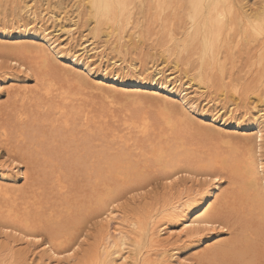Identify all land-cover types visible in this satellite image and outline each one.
I'll use <instances>...</instances> for the list:
<instances>
[{
    "label": "bare ground",
    "instance_id": "bare-ground-1",
    "mask_svg": "<svg viewBox=\"0 0 264 264\" xmlns=\"http://www.w3.org/2000/svg\"><path fill=\"white\" fill-rule=\"evenodd\" d=\"M34 1L38 5L33 6L27 0H0V6L15 2L29 16L28 21H23L18 16L15 19L3 15L0 40L16 35L14 38L28 37L36 42L31 47L21 44L11 48V53L5 46L1 48L8 65L0 62V69L13 66L17 74L0 76V90L8 86V95L12 98V105L4 113L0 112V149L15 156L17 160L12 167L17 164L19 177L28 176L27 168L35 170L34 176L41 179L50 174L51 186L57 187L58 195L54 201L47 198L43 203L41 195L45 190H40L44 187H28L27 199L18 207L13 197L20 189L7 181H14L3 170L10 166L1 164L0 202L11 201V204L2 210L4 224L0 222V232L11 238L3 241L2 248L7 254H0V264L21 262L19 257L27 254V249L17 252L12 245L25 240L35 244L44 239V232L49 234L43 240L46 253L43 256L50 263L171 264L179 257L176 247L169 246L172 244L169 237L164 238L165 234L180 231L185 223L202 217L203 222L213 223L215 230L225 224L240 231L241 238L236 236L235 243L243 254L242 264H264V253L255 252L256 238L252 240L253 234L258 239L264 237V128L258 122L242 124L233 110L223 111L220 116L208 102L200 105L197 101L200 92H208L209 98L221 90L230 99L238 94L240 97L235 98L240 103L253 100L254 107L264 112V0H75L79 10L74 14L76 20L71 18L69 9L59 11L55 5L45 7L39 0ZM83 16L94 24H88L86 29L95 41L87 37L80 44H62L61 36L65 37L60 33L65 31L66 38L74 39V30L81 32L79 23ZM68 18L71 25L62 26L63 21L69 22ZM43 22L61 27L59 31L49 30ZM132 44H147L151 51L158 48L144 53V58L153 57L159 51L164 62H174L182 73L191 76L190 80H195L200 91L197 96L183 87L179 77H162L163 69H159L158 76H153L127 64L125 58ZM108 48L112 51H107ZM110 52L124 55L123 64L117 63L121 69L108 71L107 65L98 68L89 57L92 53L110 61ZM52 58L65 67L66 74L54 73ZM135 59L139 62V58H131ZM124 63L127 65L123 66ZM107 64L116 66V62ZM68 71L78 73L79 77L71 76ZM30 72L36 76L33 86L28 80ZM18 73L25 75L21 78ZM83 77L94 84L92 94L97 91L102 100L87 102L80 92L72 91L69 81L78 78L83 85L87 81ZM112 90L134 94L145 103L152 102L151 97L162 98L157 100L161 103L157 110L161 130L156 131L157 124L151 119L149 108L138 111L139 103L135 100L131 106L132 119L115 114L114 100L110 101L108 93ZM107 99L109 108L103 105ZM191 117L194 120L198 117L204 128L201 134L210 140L203 136L205 142L192 138L193 129L187 131L183 125ZM252 129L258 137L257 150L245 142L228 148L230 151L226 153L221 151L224 141L218 145L217 132L228 135L239 132L246 136ZM64 157H76V162L85 169V173L79 172L82 180L76 191L67 184L68 175L63 172L61 159ZM190 161L194 167L202 166L200 189L182 187L179 194L169 191L159 208L141 210L145 215L138 213L131 223L120 206L113 207L118 205L115 194L127 185L144 183V176L158 173L157 169L167 181L174 182L178 173L188 172L182 167ZM40 167L48 168L42 172ZM225 175L229 182L223 189ZM34 180L31 181L36 183ZM73 210L82 212L78 215L81 218L91 214L100 215L104 220L106 234L100 244H95L87 261L82 259L83 243V247L81 243L72 244L75 239L71 242L67 236L70 232L64 234L66 225L62 222ZM45 220L52 227H45ZM133 231L138 236H132ZM203 231L206 230H198L199 234ZM199 234L185 233L190 237ZM176 235L179 234L176 232ZM228 243L208 247L201 256L211 264H223L218 259L228 252ZM78 247L82 252H76ZM215 247L221 250L214 252ZM69 252L71 256L67 255ZM182 261L178 259L179 263L175 264H183ZM229 261L225 264H236Z\"/></svg>",
    "mask_w": 264,
    "mask_h": 264
},
{
    "label": "rangeland",
    "instance_id": "rangeland-1",
    "mask_svg": "<svg viewBox=\"0 0 264 264\" xmlns=\"http://www.w3.org/2000/svg\"><path fill=\"white\" fill-rule=\"evenodd\" d=\"M39 1H40V4L42 6L44 4H46L45 7L55 5L54 6L55 10L60 11L63 8L69 9L71 18H73V20L77 19V18H75L74 14H78L79 10H76L75 0H62L61 3H59V0H39ZM27 2L29 3V2H31V0H27ZM46 2H48V3H46ZM31 4L33 6L38 5V3L34 0L31 2ZM18 5L19 4H17V6ZM78 5L80 6V3ZM23 12H24V10L23 11L20 10L19 6L16 7L15 2H12L10 5L4 3L3 5L0 6V17H1L0 18L1 19L0 20V26L4 22V20H3L4 17H2V16L5 14H7L9 16H14L15 19H16V16H18L23 21H28L27 20L29 17L28 13L27 12L23 13ZM17 14H21V16H19ZM63 15H64V12H63ZM85 18H86V16H83L81 19V22L79 23V25L81 27L79 29H81V32H78L77 29L74 30V33H76L74 39L70 40V39L66 38V36L64 35L65 31H62L60 33V34H63V36L65 37V38H63L60 35L61 36L60 40H61L62 44L64 43L66 45H69L68 42H71L72 44L75 42H78L80 44V42H82L83 39H85L87 37L91 38L90 40L95 41L94 38L90 37V34L87 32V29H86L87 28L86 26L88 24L89 25H94V24ZM5 20L8 21V19H5ZM67 20H69V22L63 21L62 26H63V24H65L64 26H66V27H69L71 25L70 18H68ZM43 24L46 27H48L49 30H52V29L57 30L59 27H61L60 24H57V23L53 24L52 22H50V23L43 22ZM57 31H59V30H57ZM83 34H85V35H83ZM15 36L16 35H14L13 38L8 37L6 39L0 40V51H1V48L4 49L6 47L5 50L8 53H11V48L15 49L16 46H22V45L25 46L26 45L27 47H29V46L31 47V45L33 46L34 44H36V42H32V40H28L31 38H28V37L14 38ZM104 36L105 35H103V38H104ZM79 44H78V47H79ZM78 47H76V49H78ZM131 47L132 48H130V51H128V54L125 58V61L127 59V61H126L127 64H130L132 67L136 66L139 71L149 72L153 76L154 75L158 76L160 74L159 69H163L164 72H163L162 77H165L167 79L170 76L179 77L184 82L183 87L188 89L191 92V95H193L194 97L197 96L198 92H200L198 90L199 89L198 84L195 83V80L194 81L190 80L191 76H188V75H185L184 73H182L180 71V69H178L177 66H175L174 62L173 63L170 61L164 62L165 60L163 59L162 56H160L159 51H157L153 57H147L148 59L144 58V56H145L144 53L148 54L150 52H155L156 50H158V48L154 49V51H151V49L148 47L147 44H142V46L141 45L138 46V44H132ZM107 51H112V50L110 48H108ZM33 54H36V52L34 51ZM0 56L2 57V59H0V62H5L8 65V63L6 62V60L8 58L6 56L5 57L3 56L2 51H1ZM108 56L110 58V61H108V60L106 61L105 59L101 60L98 58L99 56H95L92 53L89 54L90 60L92 57L93 62L95 63V66L98 68H100V67L103 68V66L107 65L108 71H111V70L117 69V68L121 69V67H119L117 65V63H121V65L123 64V58L122 57L124 55H120V54L115 53V52H110V54ZM131 58H139V62H137L138 59L131 60ZM144 60H146L147 63L141 64V61L144 62ZM52 61H53L52 65H53L54 73H56V75L66 74L64 66H61L53 58H52ZM107 62H116V66L114 65V67L112 68L108 65L109 63L107 64ZM126 63H124L123 66H126L127 65ZM10 68H11V70H10ZM13 68H14L13 66H8L7 70L4 69L5 71L0 69V76H4L5 74L8 75L9 73L17 74L16 69H13ZM235 68L238 70L240 69V67H235ZM6 71H7V73H6ZM68 73H72L70 75L71 76L73 75V77H77V75L79 77L78 73H75L72 71H70V72L68 71ZM18 75L22 78L25 74L23 75L21 73H18ZM28 75H29L28 76L29 84L33 86L35 83V80H36V76H33L32 72H30ZM83 79H86V78L83 77ZM86 80L87 81L85 82V84L81 85L79 83L78 78L76 81L71 79L69 81V83L71 85L70 87H71L72 91L74 93L80 92V94L83 96L84 99L87 100V102H95V101L99 102V100H102V99H100L99 95L96 93L97 91H94L95 93L92 94V92H93L92 85H94V84L89 79H86ZM9 84H10V82H9ZM7 87H4L0 90V103H2V108H1L0 112H3L9 105H12V98H10L8 95V88ZM214 88H218V87L215 86ZM89 91H91V94H89ZM108 93H109L110 97L112 98V99L110 98V101L114 100L115 108L113 107L112 109L114 110V113L117 114L119 117H127V118L132 117L131 106H132V101L135 100V101H137V103H139L138 104V106H139L138 111L141 112L142 109H146V108L148 109L149 108L148 110H150L149 112L151 113L150 117H152L151 119L154 122H156V124H157L155 126L156 131L161 130L160 124H159V122H157L158 120H160V117L158 116L159 114H157V110L160 109L161 103L159 104V102H157V100L158 101L162 100V98L151 97L152 102H148V103L146 102L145 103V101H143V99L138 98L134 94H125L124 92L114 91V90L108 91ZM200 94H201L200 96L198 95L199 96L198 100H197V101H199L198 103L200 105H203L204 102H208V104L211 107H213L215 112L220 114V116H221L223 111H226L229 113L230 111L233 110V112L236 113L240 117L239 121L242 124L248 125V124H254L255 122H258L264 128V116H263L264 112L261 113L257 108L254 107L253 100H247V103H240L237 100V98H235V97H238V98L240 97V96H238V94H236L233 97V99H230L229 97L227 98L221 92V90H219V93H217V94L215 92L209 98H208V92L207 93H203V92L201 93L200 92ZM157 98H160V99H157ZM108 100L109 99H107V101H104L105 103H103V105H106L107 108H109V105H111L108 102ZM153 102L155 103V105ZM140 103H143V104L140 105ZM95 105L97 106V103ZM99 105H101V103H99ZM148 106H151V107H148ZM225 115H226V113H225ZM0 116H1V114H0ZM197 118H196V120L198 122L196 120H194L192 117L190 118V122L188 120H186L183 124L185 126V129L187 131L189 129H190V131H191V129H193L190 133H191L192 138L198 137L197 139H195V141H197V140L198 141H204V138H202V136L205 137V139L210 140V137L207 138V135L201 134V132L204 131V128H203V125H201L199 123L200 121ZM252 122H254V123H252ZM164 130L168 131L167 128H165V127H164ZM79 135L82 137L83 132H80ZM256 135L257 134H256V131L254 129H252V131H248L246 136H244L243 133H239V132H231V134L228 135V134H225L224 132L220 131V132L216 133V140L218 142V145H220L221 142L224 141V143L222 144L223 146H221V151H223L225 153L230 151V149H233L231 147H233L234 145H237L239 143L244 144L245 142L247 145H249V147L252 150L254 148L257 150V147H255V146H256L258 137ZM111 138H112V136H110V139ZM228 143H230V145ZM225 145H228V146H225ZM228 148H230V149H228ZM263 152H264V150H263ZM14 157L15 156H13V154L7 152L5 149H3V148L0 149V168H1L2 163H5L6 166H10V168H6L3 170H4V172H6V175L9 176L10 179L14 178V181L13 182L10 180H7V181L10 182L11 185L15 186L16 189H20V190H17L18 192H15L16 194L18 193L17 196L13 197V198H16L15 202L18 203L17 206L18 207L22 206L23 202L26 201V199H27V193L26 192H27L28 187L31 189H35L37 187L40 189L41 187H44L40 190V191H42L43 189L45 190V194L41 195V199H42L43 203L47 198L51 199V201H54L53 198H55V195H58V194H57V187L55 185H53V187L51 186L52 176L49 174V176H51L49 178V176L47 174H45V178L41 179L39 176H34V174L36 173L35 170H33L31 168H27L26 166H24L25 169L27 168L26 172H28V176L30 174L31 178H28V176L26 178H23L22 176L19 177V173L17 172V168H15L17 166V164H15L14 168L12 167L14 162L17 160V159H14ZM64 158L65 159H63V158H61V159H62V161H64L63 165H62V166H64L63 172L65 173V176L68 175L67 176L68 177L67 184L70 185L74 189V191H76L77 187L80 185V181L82 180V178H79V172L85 173V169L82 168L78 162H76V159H77L76 157L75 158L70 157L68 159H67V157H64ZM3 161H5V162H3ZM196 166L197 167L192 166L191 161L184 163V165H183L184 168L182 167V169H185L188 172L186 173V172L180 171L181 174L178 173V175H176L177 177L173 176V177H175L173 179L174 180L176 179V180L174 182H172L173 180H171V182H172L171 184L160 173V169H157L155 171H157L158 173L155 174L154 172H152V173H150L149 176H147V175L144 176V178H143L144 183L141 182V183L135 184V185L129 184L130 186L127 185L126 187H124V189H121L120 192H118V194L116 193L115 195L118 198V205L124 210L123 215L124 216L126 215V217L128 218L127 221H129L131 223V221L134 220V218H136V216L138 217V213H142L141 215H145L143 213L147 209L159 208L161 206V201L164 200V198L166 197L165 195H167V193L169 191L179 194L182 187L183 188L184 187L185 188L186 187L192 188L194 186H197L198 189H200V182H199L200 177H199V175L202 174L203 169H202V166L200 164H197ZM40 168L43 169L42 170V172H43L45 167H40ZM47 168H45V169L47 170ZM32 179H35L34 182H36V183H33L31 181ZM228 180H229V178L225 175L224 180H223V185L221 186V188L225 189V187H227L228 182H229ZM166 183H168L169 185ZM10 204H11V201L0 202V222L2 224H4L2 210L8 208V205H10ZM13 206H15V205H13ZM141 210H144V211L141 212ZM81 213L82 212L79 213V210L78 211L73 210L69 215H67L66 221L63 220L64 219L63 217H61V220H63L62 225L63 224L66 225V229H64V234H66V232L69 231L70 234L67 236H69L71 238V242H72V240L75 239L72 244L81 243V242L83 243V245L85 247V251L83 254L84 257H82V259L87 261V259H88L87 256L89 255V253L90 254L92 253L95 244H100L102 237L104 236V234H106V228L104 226V220H102V217L100 215H92L91 216V214H90V216H88V214H87V216L85 215L81 218L80 216H78ZM48 223L49 222L45 220V224H46L45 227H52ZM171 223H173V222H169L168 224H171ZM222 226H224V227H222ZM225 226H226L225 224L224 225L221 224L218 226L217 230H214V231L206 230V231L202 232L203 234L202 233L199 234L200 236L195 235L196 237L195 236L190 237V236H187L185 234L180 235V236L179 235L175 236L176 232L178 234L180 231H173L174 233L173 232L171 233V234H174L173 236L170 233H168L169 235L165 234L166 236H164V238L169 237L168 241L172 242V244L169 246H171V248H174L173 246L176 247V255L179 257L178 259L180 261H182L181 258H183L184 262L183 261L181 262L183 264L185 263V261L187 262V264H211L209 262H206L204 257L201 256V253L203 251H205L208 247L214 246L216 244L220 245V244L228 243V242H229L227 245L228 252L225 255H223L221 258H219L218 260H220L221 263L225 264V263H228V260L230 259V261H229L230 263L234 261L236 264H239V263H241L240 261L243 258V254L239 253L241 251H239L237 249V247H239V246H238V244L235 243V237L237 236V239L241 238L240 237V231L234 230L233 228H229L228 226H226V227ZM51 229H53V228H51ZM129 229L132 230V228H130V227H129ZM135 232L136 231H133V232H131V234H132V236L135 235V237H136V236H138V234H137V232L136 233ZM0 233L3 235V236L2 235L0 236V240L2 238V240H1L2 242L0 241L1 242L0 252H2V253H0V254L1 255L7 254V252L2 247H3L4 242L7 239L9 240L11 237L9 235L6 236V234L4 232H0ZM46 233L49 234V232H46ZM46 233L44 232V235L42 237L44 239H39V241H37L35 244L34 243H28L25 240V242L19 241V242H16L15 244L12 245V248L15 249L17 252H19L20 250L22 251V249H24V248H25L24 250L27 249V251H28L27 254H25V255L22 254V257H19V255H18V257L22 259L21 262H18V264H22L23 262H24V264H49L50 263V261L47 260V258H45L43 256L46 254L44 252L45 250L43 248V246H44L43 240L46 239V236H47ZM170 235H171V237H170ZM214 235H216V236H214ZM177 236H179V237H177ZM198 236H199V238L197 239ZM135 237H133V238L136 239ZM173 237H175V238H173ZM170 238H172V240ZM254 239H255V243H256L255 252H257V253L263 252L264 253V237L258 239L257 235L253 234L252 240L254 241ZM41 243H42V246L40 245ZM82 243H81V247H83ZM81 247H78V249L76 250L77 253L82 252L80 249ZM217 250H221V249L215 247L214 252ZM205 253H206V251L204 252V254ZM209 255L210 254H208V256ZM174 258H175V256H174ZM178 259L176 260V258H175L176 261L175 262L171 261V264L179 263ZM54 263H55V261H52L50 264H54ZM118 263L119 262H117L116 264H118Z\"/></svg>",
    "mask_w": 264,
    "mask_h": 264
},
{
    "label": "snow or ice",
    "instance_id": "snow-or-ice-1",
    "mask_svg": "<svg viewBox=\"0 0 264 264\" xmlns=\"http://www.w3.org/2000/svg\"><path fill=\"white\" fill-rule=\"evenodd\" d=\"M264 167V165H262ZM171 183V181H169ZM113 207H119V205H113ZM204 218L202 217L201 220L199 221H192L191 223H185L178 233L179 235H184L185 233L191 232L192 234H199L198 230H209V231H214L215 226L211 222H203ZM68 256H71L72 253L69 252L67 254ZM187 264V262H185Z\"/></svg>",
    "mask_w": 264,
    "mask_h": 264
}]
</instances>
